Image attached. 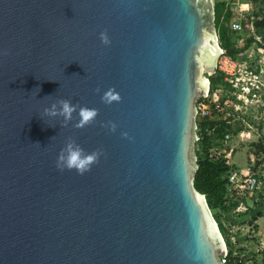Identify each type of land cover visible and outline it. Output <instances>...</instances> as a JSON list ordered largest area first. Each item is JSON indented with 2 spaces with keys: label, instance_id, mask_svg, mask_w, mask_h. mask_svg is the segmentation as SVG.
Here are the masks:
<instances>
[{
  "label": "water",
  "instance_id": "water-1",
  "mask_svg": "<svg viewBox=\"0 0 264 264\" xmlns=\"http://www.w3.org/2000/svg\"><path fill=\"white\" fill-rule=\"evenodd\" d=\"M215 1L0 0V264H224L194 185ZM69 137L99 153L83 174L56 166Z\"/></svg>",
  "mask_w": 264,
  "mask_h": 264
},
{
  "label": "built area",
  "instance_id": "built-area-1",
  "mask_svg": "<svg viewBox=\"0 0 264 264\" xmlns=\"http://www.w3.org/2000/svg\"><path fill=\"white\" fill-rule=\"evenodd\" d=\"M221 1L224 6L220 21L237 36V42L244 44L245 40L250 41L235 55H230L218 39L216 68L209 76L220 77L222 82L211 88L208 77L207 89L197 101L196 119L212 122L210 126L197 122L196 145L204 134L217 135L216 129L222 123L227 125L223 137L219 139L225 149L221 152L220 148L213 146L207 153L211 158H225L230 166L225 177L222 203L228 207L227 210L208 207L225 245L221 261L228 264L232 257L234 262L241 264H264V130L259 126V122L264 124V26H256L258 21L264 20V0ZM239 103H254L260 108L255 111L259 112L254 116L257 118L255 126L249 122L251 119L237 114ZM233 139L247 143L253 149L247 156V165L243 167L230 165L228 161L236 150L235 145H229ZM214 214H218L220 221L215 219ZM255 241L259 243V248L253 258L244 246H250Z\"/></svg>",
  "mask_w": 264,
  "mask_h": 264
},
{
  "label": "trees",
  "instance_id": "trees-1",
  "mask_svg": "<svg viewBox=\"0 0 264 264\" xmlns=\"http://www.w3.org/2000/svg\"><path fill=\"white\" fill-rule=\"evenodd\" d=\"M223 1H215V25L217 29L218 39L220 44L227 49V53L230 55H235L238 51L242 50L250 41V39L245 40L244 44H238L236 41L237 36L232 33L227 27V25L220 21V16L223 10ZM229 12L227 13V16ZM257 27L264 26V20L258 21L256 23ZM232 35L234 37H232ZM211 88L215 87L221 81L220 77L209 76ZM198 124H203L210 126L211 122L209 120H204L201 122L200 119H196ZM225 125L222 123L221 126L216 129L217 135H206L204 138L197 143L196 145V155H197V164L198 168L194 177V185L196 189L205 195L206 202L210 209L221 208L222 210H227L228 207L224 206L223 198L225 193V184H226V173L229 170L230 166L225 162V158L221 156L218 157H209L207 155L210 147L219 146V139L223 137L225 132ZM229 126V125H228ZM222 154V153H220ZM215 219L220 221L218 214H214ZM221 230L223 227L220 224ZM228 264H241L234 262L232 257L228 261Z\"/></svg>",
  "mask_w": 264,
  "mask_h": 264
},
{
  "label": "clouds",
  "instance_id": "clouds-1",
  "mask_svg": "<svg viewBox=\"0 0 264 264\" xmlns=\"http://www.w3.org/2000/svg\"><path fill=\"white\" fill-rule=\"evenodd\" d=\"M101 42L104 44L110 43L109 37L106 32L100 33ZM209 75L207 76V78ZM99 91V89H97ZM106 102H110L118 97L111 92H105L102 97ZM77 111V106L73 104L69 99H57L45 107L43 112L47 116L56 117L60 116L65 122L72 120L73 113ZM79 114L83 117L86 122L90 118L96 115L95 109L80 108ZM38 143V142H37ZM98 152L87 153L85 150L76 142L75 139L69 137L64 143V147L60 150L56 166L59 169H75L78 173L83 174L88 171L91 165L98 159Z\"/></svg>",
  "mask_w": 264,
  "mask_h": 264
},
{
  "label": "rangeland",
  "instance_id": "rangeland-1",
  "mask_svg": "<svg viewBox=\"0 0 264 264\" xmlns=\"http://www.w3.org/2000/svg\"><path fill=\"white\" fill-rule=\"evenodd\" d=\"M232 37H234V36L232 35ZM238 44H240V41L238 42ZM254 105H255L254 103H251L248 105H244L243 103H241V104L239 103V105H238L239 108H237V114L239 116H243V117H246L248 119H251V120H249V122L253 126H255L257 124L256 123L257 118H255L254 116L259 114V112H255L256 109H258L259 107L257 105H255V106ZM249 106H251V107H249ZM259 126H262V130H264V124L262 125L261 122H259ZM229 145H235V147H236L234 155L232 156V158L228 159L230 165H235L237 167H243V166L247 165V162H248L247 156H249L251 154V150H253V149L250 148L247 143H239L235 139L230 141ZM218 148H220L221 152H222V149H225V147L221 146V145H219ZM260 232H261V230H260ZM255 244H257V245H255ZM257 248H259V243L257 241L251 243L250 246H244V250H246V252H248L249 254H252L253 258L258 253V252H256ZM261 251H263V250H259V252H261ZM263 253H264V251H263Z\"/></svg>",
  "mask_w": 264,
  "mask_h": 264
}]
</instances>
